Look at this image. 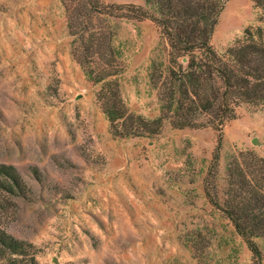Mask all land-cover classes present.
Instances as JSON below:
<instances>
[{
	"label": "rangeland",
	"instance_id": "obj_1",
	"mask_svg": "<svg viewBox=\"0 0 264 264\" xmlns=\"http://www.w3.org/2000/svg\"><path fill=\"white\" fill-rule=\"evenodd\" d=\"M166 1L100 0L154 16ZM83 2L0 0V166L15 174L0 175V229L27 249L0 264H259L224 190L235 157L264 159V101L239 107L222 131L166 119L153 136L114 135L101 86L73 53L70 11ZM263 2L229 0L212 45L222 52L257 37ZM97 19L114 33L121 74L112 80L126 111L157 119L153 74L168 65L169 46L149 19ZM255 241L264 264V238Z\"/></svg>",
	"mask_w": 264,
	"mask_h": 264
},
{
	"label": "trees",
	"instance_id": "obj_2",
	"mask_svg": "<svg viewBox=\"0 0 264 264\" xmlns=\"http://www.w3.org/2000/svg\"><path fill=\"white\" fill-rule=\"evenodd\" d=\"M228 1L167 0L161 16L132 5H104L100 0H86L72 8L71 35L78 39L76 43L80 42L73 53L89 80L101 86L98 98L114 135L153 136L166 119L177 129L208 126L222 131L226 122L236 119L239 107L264 101V31L257 37L249 34L222 52L211 43ZM261 7L264 21V2ZM102 15L149 19L169 46L168 65L156 66L153 74L162 103L157 119L148 120L126 111L118 83L112 80L121 74L113 63L114 33L108 25L96 26ZM248 158L235 157L227 167L224 207L236 232L261 264L255 240L264 238V159L252 157L256 163L252 165ZM12 173L13 168L0 166V175L15 179ZM26 251L23 242L0 229V257Z\"/></svg>",
	"mask_w": 264,
	"mask_h": 264
}]
</instances>
